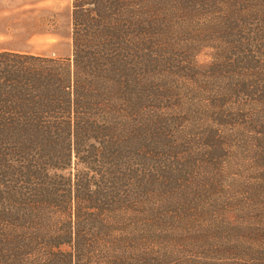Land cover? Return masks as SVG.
Returning <instances> with one entry per match:
<instances>
[{
    "label": "trees",
    "instance_id": "obj_1",
    "mask_svg": "<svg viewBox=\"0 0 264 264\" xmlns=\"http://www.w3.org/2000/svg\"><path fill=\"white\" fill-rule=\"evenodd\" d=\"M70 41L0 51V264H264L216 237L264 226V0H72Z\"/></svg>",
    "mask_w": 264,
    "mask_h": 264
},
{
    "label": "rangeland",
    "instance_id": "obj_2",
    "mask_svg": "<svg viewBox=\"0 0 264 264\" xmlns=\"http://www.w3.org/2000/svg\"><path fill=\"white\" fill-rule=\"evenodd\" d=\"M71 1L72 0H0V51L16 50L25 51L34 54L56 55L67 57L71 54ZM180 17V16H179ZM184 20L175 18L174 22L182 23ZM188 44V43H186ZM210 52L203 49L196 57L195 61L199 69H204L210 62ZM227 157L224 160L226 170L240 173V180L250 178L253 175L243 167L244 160L242 158L235 160L240 155L239 152L228 150ZM250 168V167H249ZM215 172V171H214ZM231 173V172H228ZM230 174L223 179V184H230L232 178ZM219 181V180H218ZM222 181V178L220 179ZM219 181V182H220ZM216 196V195H214ZM215 199V197H212ZM217 200V199H216ZM219 201V200H217ZM248 210H251L248 207ZM252 209L253 216L257 210H264V205L259 206L254 204ZM251 210V211H252ZM217 209L211 205L207 207L206 213L195 216L196 226L202 228L204 236H207L206 231L213 229L210 224L220 221L219 214H216ZM198 214V213H196ZM258 214V213H257ZM245 215L241 212L240 216ZM230 214V220L233 218ZM253 223V227L249 231H244L238 236L228 235L226 233L217 234L216 237L224 238L230 241L227 237L230 236L234 240L243 241V252L246 249H252L250 252L254 255L248 256L245 260L256 258L262 260L260 250L264 251V226ZM252 230H258V236ZM263 231V232H262ZM210 235V234H209ZM203 244H206L203 242ZM187 245H183L181 250L187 251Z\"/></svg>",
    "mask_w": 264,
    "mask_h": 264
}]
</instances>
